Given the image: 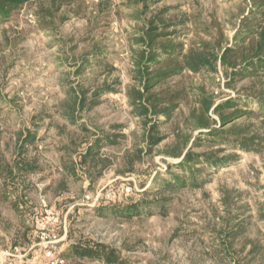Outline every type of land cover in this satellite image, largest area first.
<instances>
[{
  "label": "rangeland",
  "instance_id": "1",
  "mask_svg": "<svg viewBox=\"0 0 264 264\" xmlns=\"http://www.w3.org/2000/svg\"><path fill=\"white\" fill-rule=\"evenodd\" d=\"M32 1L0 23V264H264L263 118L237 120L251 124L248 149L236 138L194 147L226 162L197 166L199 185L166 189L162 182L186 173L172 153L186 148V137L188 146L206 137L191 119L199 104L189 91L175 118L161 116L164 138L149 151L127 93L138 84L137 41L152 16L168 9L176 42L220 28L225 42L241 0H63L56 30L46 31L35 12L48 0ZM226 80L219 72L182 86L204 83L219 103L247 83ZM81 87L89 103L100 90V102L69 116L67 92ZM110 135L118 136L113 144L104 141ZM134 199L144 212L105 210ZM80 245L99 251L71 253Z\"/></svg>",
  "mask_w": 264,
  "mask_h": 264
},
{
  "label": "trees",
  "instance_id": "2",
  "mask_svg": "<svg viewBox=\"0 0 264 264\" xmlns=\"http://www.w3.org/2000/svg\"><path fill=\"white\" fill-rule=\"evenodd\" d=\"M63 0H48L47 4H36V16L38 28L42 31L56 30V12L61 10ZM32 0H0V23L8 22L27 5H33ZM242 12L239 16L238 26L233 39L224 42V33L220 28L216 36L208 30L209 38L192 40L188 44L176 42L171 39L176 31L170 29L174 22L166 19L164 8L161 12L152 16L144 29V33L138 38L143 47L136 49V60L133 67L137 85H133L127 91L131 106L137 116L144 119V139L146 150L159 144L164 136L159 128L165 121L178 115L183 100L191 94L195 96L198 108L192 109L191 119L196 121V127L206 130V137H195L192 145L188 146L191 138H184V149H176L172 154L182 157L179 167L186 171L183 175H173L169 180L161 183L162 188L174 189L186 185H199L201 166H218L225 163L226 158L216 159L212 152H195L194 147L206 143L228 142L236 138L237 143L248 149V142L252 140L247 135L251 124L244 127L237 123L241 117L245 122L251 120L253 115L261 119L264 124V0H241ZM243 4V5H242ZM225 72L227 80L225 84L231 88H237L239 82L246 80V84L238 88V95L226 101L217 103L215 94L209 92L204 83L199 89L186 88L184 80H191L196 76L203 77L209 74ZM177 77H181L177 79ZM191 91V92H189ZM73 101L62 105V109L69 116L77 109L85 106L93 107L100 101V90L92 94L95 98L88 101L89 90L81 87V90L70 89L67 92ZM217 112L221 125H216V119L212 115ZM149 121H151L149 123ZM231 122V123H230ZM230 123L228 127L226 125ZM118 136L110 135L104 141L113 144ZM98 140V142H100ZM97 145V144H96ZM96 145H89L92 151ZM140 151V150H139ZM143 197L145 193H139ZM142 197V198H143ZM142 199H134L125 207L115 208L111 203L105 210L114 213H141L144 212L140 204ZM148 205V204H147ZM104 210V209H103ZM99 251H94L83 246H75L71 253L78 256H95Z\"/></svg>",
  "mask_w": 264,
  "mask_h": 264
}]
</instances>
